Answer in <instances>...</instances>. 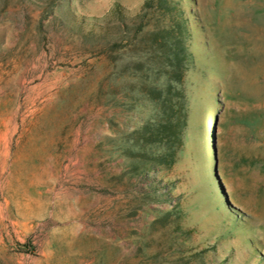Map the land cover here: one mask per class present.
Here are the masks:
<instances>
[{"label": "rangeland", "instance_id": "1", "mask_svg": "<svg viewBox=\"0 0 264 264\" xmlns=\"http://www.w3.org/2000/svg\"><path fill=\"white\" fill-rule=\"evenodd\" d=\"M0 264H264V0H0Z\"/></svg>", "mask_w": 264, "mask_h": 264}, {"label": "trees", "instance_id": "2", "mask_svg": "<svg viewBox=\"0 0 264 264\" xmlns=\"http://www.w3.org/2000/svg\"><path fill=\"white\" fill-rule=\"evenodd\" d=\"M169 67L172 70L167 71L169 83L165 90L159 88L158 96L154 99L155 107L158 109V118L154 124L145 123L142 129L141 140L143 146L150 143H160L164 146L163 152L149 154L144 151L138 171L147 172L149 167L173 162L179 149L185 144V104L186 88L184 78L188 71V52L185 48L170 50ZM153 127H152V126ZM148 157V159H144Z\"/></svg>", "mask_w": 264, "mask_h": 264}]
</instances>
